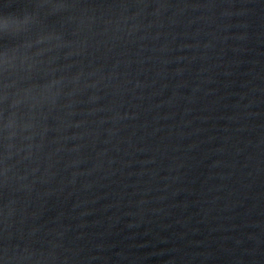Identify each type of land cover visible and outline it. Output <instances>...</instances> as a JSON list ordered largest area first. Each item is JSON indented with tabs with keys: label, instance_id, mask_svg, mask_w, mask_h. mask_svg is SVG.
Wrapping results in <instances>:
<instances>
[{
	"label": "water",
	"instance_id": "water-1",
	"mask_svg": "<svg viewBox=\"0 0 264 264\" xmlns=\"http://www.w3.org/2000/svg\"><path fill=\"white\" fill-rule=\"evenodd\" d=\"M0 264H264V0H0Z\"/></svg>",
	"mask_w": 264,
	"mask_h": 264
}]
</instances>
